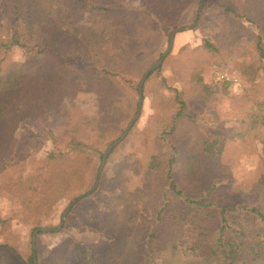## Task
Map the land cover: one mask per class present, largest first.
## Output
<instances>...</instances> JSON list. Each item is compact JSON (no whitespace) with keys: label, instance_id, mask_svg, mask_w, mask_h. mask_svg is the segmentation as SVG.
Here are the masks:
<instances>
[{"label":"rangeland","instance_id":"rangeland-1","mask_svg":"<svg viewBox=\"0 0 264 264\" xmlns=\"http://www.w3.org/2000/svg\"><path fill=\"white\" fill-rule=\"evenodd\" d=\"M243 5L262 9L264 0H204L196 25L177 33L172 50L162 58L161 69L147 76L141 112L127 136L122 139L124 133L118 132L106 140L91 138L90 147L80 151L93 157L94 170H99L100 178L95 181L91 177L85 189L69 190L46 215L35 217L25 211L7 190L10 178L20 172L23 163L13 152L19 161L11 162L0 173V219L9 222L4 228L0 222V244L17 245L22 258L12 248L0 247V264H35L29 261L34 231L39 227L59 226H62L59 231L37 235V264H90L89 250L96 257V264H154L151 253L147 252L153 248L162 250L154 252L161 254L160 264L188 263L186 255L176 254L170 248L173 244L170 238L177 230L174 222L164 227L161 239L150 236L157 223L167 161L174 157L177 179L188 194L200 195L218 181L230 201L256 200V186L264 172L261 124L264 104L257 112L255 97L261 102L264 96V59L256 46L257 35L262 31L254 23L226 11L227 7L238 9ZM199 7L200 3L196 2L183 11L178 28L193 24ZM2 8L0 36L7 37ZM157 36L155 59L141 54L140 62L145 66L156 64L169 48L167 31L162 37ZM206 37L219 47L218 54L203 47ZM21 58L20 48L8 55V61ZM75 63L88 67L79 59ZM226 73L236 75L239 81L223 80L221 76ZM124 77L135 103L136 98L139 100L136 95L139 78ZM176 89L182 92L188 108L178 121L177 130L168 132L180 108ZM67 105V112L55 120L56 124L63 121L65 124L69 118L81 123L96 117L100 96L80 92ZM48 128L55 133L60 131L52 123ZM28 132H33V127L26 123L18 134ZM41 140L38 158L52 146L50 141ZM117 140L119 143L100 173L104 154ZM207 141H212V151H206ZM153 163L159 164L151 167ZM31 164L25 163V168L29 169ZM87 188L91 192L84 195ZM74 201L63 219L65 210ZM179 224L176 243L179 241L180 249L186 250L192 246L196 231L182 222ZM117 233L118 240L114 241ZM116 250L121 254L114 255Z\"/></svg>","mask_w":264,"mask_h":264},{"label":"trees","instance_id":"trees-1","mask_svg":"<svg viewBox=\"0 0 264 264\" xmlns=\"http://www.w3.org/2000/svg\"><path fill=\"white\" fill-rule=\"evenodd\" d=\"M200 1L0 0L7 22V37L0 36V173L13 161L23 162L20 172L10 178L7 190L25 211L35 217L46 215L69 190L85 189L91 177L95 181L100 178L99 170H94L93 157L80 151L90 147L91 138L100 141L124 133L140 106L137 98L133 102L132 89L124 76L139 78V96L142 78L161 69L149 72L153 64H141V54L154 60L155 35L162 37L167 31L171 40L183 11ZM226 11L262 31L256 46L263 60L264 8L243 5L238 9L227 7ZM203 47L212 54L220 51L208 37ZM15 48H20L22 58L8 61ZM162 58L163 54L159 59ZM76 59L88 67L78 66ZM80 92L100 96L98 115L81 123L69 118L65 124H56L55 120L67 112V103ZM175 95L180 108L168 132L177 130L188 108L182 92L176 89ZM257 99L258 96L255 101L259 112L264 96L261 102ZM26 123L33 132L19 135L20 127ZM51 123L60 127L58 133L48 128ZM261 124L264 126V114ZM41 139L52 146L38 158ZM212 147V141H207L206 151H212ZM27 162L32 163L29 169L25 168ZM167 162L157 223L150 236L161 239L164 227L174 222L177 230L170 238V248L186 255V264H264V172L258 180L254 202H232L218 181L200 195L188 194L177 179L176 157ZM90 190L87 188L84 195H89ZM0 222L4 228L8 221ZM181 222L196 231L192 246L186 250L180 249L179 241L176 243ZM118 237V233L114 234V241ZM0 247L12 248L22 258L17 245ZM155 250L147 252L154 264H160L161 254H155ZM118 254L121 253L114 251V255ZM87 259L96 264L90 250ZM29 261L34 263L33 254Z\"/></svg>","mask_w":264,"mask_h":264},{"label":"water","instance_id":"water-1","mask_svg":"<svg viewBox=\"0 0 264 264\" xmlns=\"http://www.w3.org/2000/svg\"><path fill=\"white\" fill-rule=\"evenodd\" d=\"M203 5H204V0H201L200 2V7H199V10H198V15H197V18H196V21L191 24V25H188V26H183V27H180V28H177L175 29L173 32H172V35H171V40H170V45H169V48L166 50V52L163 54V57H166L168 55V53L172 50L173 46H174V43H175V38H176V35L177 33L181 32V31H184L185 29L187 28H193L198 19H199V16H200V13L203 9ZM163 63V59L159 60L156 64H154L151 69L149 70V72L155 70L156 68H158L161 64ZM148 74H146L142 80H141V83H140V87H139V103H140V107H139V110H138V113L137 115L135 116L134 118V121L128 126V128L125 130L123 136H122V139L125 138L127 136V134L129 133L131 127L133 126L135 120L138 118L140 112H141V109H142V105H143V101H144V83H145V80L147 78ZM119 143V140L115 141L109 148L108 150L106 151V153L104 154V157H103V160H102V164H101V168H100V173L106 163V160L110 154V152L113 150V148ZM98 185V182L96 184V186ZM95 189V187L93 188ZM80 199V198H79ZM76 201V200H75ZM72 202L70 204V206H68V208L65 210L64 214H63V219L66 218V216L68 215L70 209L72 208L73 204L75 203ZM62 228V226H59L57 228H54V227H39V228H36V230L34 231L33 233V238H32V241H33V261L35 264H37V251H36V242H37V235L41 232H54V231H59L60 229Z\"/></svg>","mask_w":264,"mask_h":264},{"label":"built area","instance_id":"built-area-1","mask_svg":"<svg viewBox=\"0 0 264 264\" xmlns=\"http://www.w3.org/2000/svg\"><path fill=\"white\" fill-rule=\"evenodd\" d=\"M222 79L223 80H226V81H239V78L236 76V75H231V74H223L222 76Z\"/></svg>","mask_w":264,"mask_h":264}]
</instances>
